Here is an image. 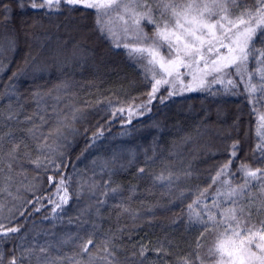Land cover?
Here are the masks:
<instances>
[{"label": "trees", "instance_id": "trees-1", "mask_svg": "<svg viewBox=\"0 0 264 264\" xmlns=\"http://www.w3.org/2000/svg\"><path fill=\"white\" fill-rule=\"evenodd\" d=\"M31 3L0 0V264L13 257L18 264L86 262L88 254L77 253L89 238L95 264H107L105 241L114 264H178L181 257L195 261L197 252L203 264H217L209 251L216 231L201 237V226L189 222L188 205L195 212L211 207L213 199L223 200L212 178L231 158L235 141L239 148L230 171L236 175L220 179H230L233 186L243 183L237 172L241 162L264 168L256 150L264 102H250L238 77H231L238 82L235 89L225 82L208 90L194 88L195 80L184 74L175 85H159L148 103L158 73L153 79L147 59L137 62L123 44L148 47L151 41L120 36L114 15V34L106 37L97 30L94 9L62 2L59 11H50ZM141 26L151 37L154 25L142 21ZM255 68L250 58L248 70ZM9 114L17 115L9 120ZM33 124L45 136L53 133L43 151L24 131ZM57 126L60 133L54 131ZM20 139L29 145L31 157L24 156L22 146L9 172L6 154L11 141ZM37 156L39 167L31 162ZM61 178L65 183L57 194ZM65 188L67 203H62ZM198 199L201 203L194 204ZM262 220L264 213L253 214L257 228ZM12 227L19 230L5 235ZM160 248L168 255L156 251Z\"/></svg>", "mask_w": 264, "mask_h": 264}, {"label": "snow or ice", "instance_id": "snow-or-ice-1", "mask_svg": "<svg viewBox=\"0 0 264 264\" xmlns=\"http://www.w3.org/2000/svg\"><path fill=\"white\" fill-rule=\"evenodd\" d=\"M62 2L69 6L80 5L87 9H94L97 30L101 35L113 36L111 17L114 15L123 25L121 31L125 39L131 34L138 42L151 41L148 47L123 44L124 48L129 49V56L137 59V62L147 59L148 64L152 66L153 79L156 77L155 67L158 65L161 70V79H155L152 91L148 94V103L156 98L155 93L159 90V85H174V81L166 77L174 76L176 80H179L184 74L191 75L193 80H196L199 74L200 87H207L208 90L213 84H225V82L235 89L239 85L237 80L231 77H238L239 84H243L244 93L247 94L250 102L253 100L255 104L264 102V0H252L251 3L249 0H188V2L181 3L177 0H151V2L150 0H42L39 4L32 0L31 6L59 11ZM20 6L23 7V3H20ZM4 11L7 12L6 5ZM155 15L159 16V20L155 18ZM142 21L154 25L151 37L144 32L141 26ZM9 45L14 50L15 41L10 40ZM115 46L119 47L120 44L117 43ZM161 49H165V52L162 53ZM221 49L224 51L221 52ZM250 58L256 65L254 72L248 70ZM182 68L188 72L181 73ZM15 75L17 74L13 73V76ZM208 77L211 79L209 80ZM254 78L256 82H253ZM188 90H192L190 85ZM229 90V88L225 89V91ZM173 94V91L168 93L169 96ZM34 95L38 96L39 93H34ZM165 99L161 97L160 102L163 103ZM255 104L253 110H255ZM119 111L122 112L123 109ZM16 115L9 114L7 119L12 120ZM26 119L31 120V117H26ZM40 119L44 122L43 116ZM40 127V125L33 124L24 131L36 142V149L43 151L50 147L47 139L53 133L50 131L48 136H45L40 132ZM54 131L60 133V127L57 126ZM11 134L10 131L8 135ZM2 140L3 137L0 136V141ZM11 144L12 147L6 154L9 161L7 164L9 172L12 170L13 162L17 161L22 146L25 150L24 156L31 157L29 145L24 139L11 141ZM238 148L239 141L233 142L231 158L236 157ZM256 150L261 151L260 160L264 162V138L256 144ZM231 158L219 167L216 176L212 178L213 184L219 182L216 196L223 197V200L213 199L211 207L205 205L201 211L195 212H193V204H189V222L201 226L203 229L201 237L205 232L216 231V243L209 251L216 257L217 264H264V220L259 222L261 225L259 228L252 223L254 213L257 215L264 213V168L253 169L247 163L241 162L237 172L242 174L243 183L233 186L230 179H220L226 175H236L235 172L230 171ZM2 160L3 157L0 156V162ZM31 162L39 167L41 159L37 156ZM49 163L52 161L49 160ZM0 171L3 169L0 168ZM64 183V179L61 178L57 186V194ZM63 191L65 195L60 199L62 203H67V189ZM206 192L207 189L201 192L200 196H204ZM49 202H52L51 199ZM200 203L199 199L194 201V204L199 205ZM224 204H229V206L224 208ZM59 207L60 204H56V208ZM213 208L216 209L215 212L212 211ZM2 228L3 225H0V229ZM18 230L16 227L8 228L4 234ZM92 244L93 240L89 238L79 245L80 252L77 255L87 253L88 259L86 262L75 260L74 264H95L96 257L89 252L88 247ZM107 245L108 241H105L103 251L107 255L103 259L107 264H114L113 260L108 259L114 256V253L109 251ZM200 247L198 238L196 248ZM40 251L45 252L46 249L42 247ZM156 251H164L165 255H168L163 248ZM143 255L144 250L142 249L141 256ZM68 259L71 261L73 258ZM197 261L203 264L198 252L195 261L188 257H181L178 264H196ZM9 264H18L17 258L13 257ZM45 264H50V262L45 261Z\"/></svg>", "mask_w": 264, "mask_h": 264}, {"label": "rangeland", "instance_id": "rangeland-1", "mask_svg": "<svg viewBox=\"0 0 264 264\" xmlns=\"http://www.w3.org/2000/svg\"><path fill=\"white\" fill-rule=\"evenodd\" d=\"M117 22L119 23V25L117 26V25H115L116 27H118V29L120 28H122L123 27V25H122V23L119 21V20H117ZM131 35V34H130ZM120 36H124V33L122 34V35H120ZM118 39L120 40V37H118ZM139 47H142V46H139ZM152 67V66H151ZM157 73H158V75H157V77L159 78V79H161V76H162V73H161V70L159 69V67H158V65L155 67V69H154ZM181 71V70H180ZM167 79H169V80H175V77L173 76V77H166ZM199 79H200V75L198 76V78L195 80V87L194 88H196L198 85H200L199 84ZM174 83H176L175 81H174ZM217 84V83H216ZM173 85V84H172ZM175 85V84H174ZM193 90V89H192ZM262 118V117H261ZM258 133L262 136V138H264V119H260V125H259V131H258ZM255 250V249H254Z\"/></svg>", "mask_w": 264, "mask_h": 264}]
</instances>
